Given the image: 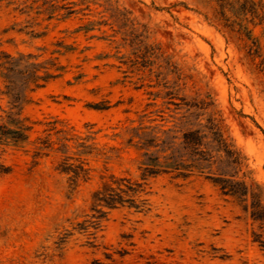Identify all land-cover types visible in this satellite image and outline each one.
Wrapping results in <instances>:
<instances>
[{
	"label": "rangeland",
	"instance_id": "obj_1",
	"mask_svg": "<svg viewBox=\"0 0 264 264\" xmlns=\"http://www.w3.org/2000/svg\"><path fill=\"white\" fill-rule=\"evenodd\" d=\"M227 1L258 55L222 28L217 0H0V56L61 68L23 108L28 139L0 145V264H264L250 212L252 193L264 200V0ZM64 156L85 163L86 182L56 170ZM145 168L159 170L148 211L96 219L101 182ZM218 177L243 180L247 201L222 195Z\"/></svg>",
	"mask_w": 264,
	"mask_h": 264
},
{
	"label": "trees",
	"instance_id": "obj_2",
	"mask_svg": "<svg viewBox=\"0 0 264 264\" xmlns=\"http://www.w3.org/2000/svg\"><path fill=\"white\" fill-rule=\"evenodd\" d=\"M217 1L218 21L221 23L222 28L228 29L231 32H234L235 28H237V33H243L247 40H251L248 54L251 56L258 55L260 51L258 41L251 37L250 31H246L247 28L242 25V20L235 13L231 14L227 10L228 7L233 8L235 6L234 3L227 0ZM236 3L239 4V0ZM247 3V0L243 1L244 6ZM252 16L253 18L259 17L256 12H253ZM260 67L264 70V59L260 62ZM60 72L61 68L56 63H40L37 57L31 54L19 55L17 57L5 54L0 56V79L3 84L0 95L8 100V110L4 112L7 122L0 124V145L7 141L18 144L28 139L32 126L28 124V119L22 118L23 108L31 103V95L34 92L44 88L50 81L59 77ZM218 130L219 132H216L217 142H219L226 156L231 159V162L240 166L243 160L241 154L227 142L220 132V128ZM184 139L189 142L185 134ZM41 145V149L50 148L48 141L42 142ZM85 166V163L79 159L64 156L57 162L56 170L61 174L67 175L70 185L76 187L80 181L86 182L89 179V169ZM158 171V169L154 168H145L140 181L132 180L128 176H109L104 179L91 195L92 210L98 214L96 219L103 218L108 210L123 206L134 208L137 212L148 211L147 200L142 198L145 195L146 177L148 175H157ZM9 172V168L4 167L0 163V174H8ZM231 178L218 177L213 182L219 187L222 195L243 198V201H247V194L250 188L243 180ZM251 198V217L255 221H262L264 223V200L261 198L260 191L252 193ZM96 225L97 223L94 222V229H97ZM90 236L95 239L94 233H91ZM260 243L264 247V243ZM90 245L92 247L95 246L93 241L90 242Z\"/></svg>",
	"mask_w": 264,
	"mask_h": 264
}]
</instances>
